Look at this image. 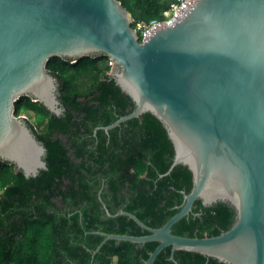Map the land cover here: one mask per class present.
<instances>
[{
	"label": "water",
	"instance_id": "95a60500",
	"mask_svg": "<svg viewBox=\"0 0 264 264\" xmlns=\"http://www.w3.org/2000/svg\"><path fill=\"white\" fill-rule=\"evenodd\" d=\"M109 59L108 77L133 109L104 132L145 113L160 122L173 147L164 175L182 165L191 189L177 212L151 228L119 210L145 235L93 232L107 241L156 243L143 264L170 248L222 264H264V0H188L177 17L143 43L118 0H0V161L25 178L46 170L43 144L15 115L23 97L54 116L64 113L51 58ZM199 201L226 204L230 228L213 237H186L172 227ZM90 261V264L92 263Z\"/></svg>",
	"mask_w": 264,
	"mask_h": 264
},
{
	"label": "trees",
	"instance_id": "16d2710c",
	"mask_svg": "<svg viewBox=\"0 0 264 264\" xmlns=\"http://www.w3.org/2000/svg\"><path fill=\"white\" fill-rule=\"evenodd\" d=\"M118 1L130 13L133 26L161 18L173 0ZM108 61L105 56L74 62L50 59L47 71L58 79L64 108L59 117L29 97L15 103L16 116L23 112L33 119L28 124L46 150V170L25 178L0 161V264H90L102 240L93 231L147 234L125 216H105L98 198L110 214L120 209L157 228L178 211L182 192L190 191L186 167L178 165L164 175L173 147L150 114L93 135L133 109L130 98L108 77ZM101 181V191L92 188ZM233 218L226 204L203 207L196 201L172 233L213 237L228 230ZM156 245L107 241L91 264H143ZM173 259L166 247L153 264H222L184 251H175Z\"/></svg>",
	"mask_w": 264,
	"mask_h": 264
},
{
	"label": "built area",
	"instance_id": "2783aa9c",
	"mask_svg": "<svg viewBox=\"0 0 264 264\" xmlns=\"http://www.w3.org/2000/svg\"><path fill=\"white\" fill-rule=\"evenodd\" d=\"M187 2L188 0H173L169 3L167 8L163 10L161 18L152 19L148 22H135L132 28L136 30L139 43H143L147 35L155 27L164 23L172 22ZM108 66L109 68L111 67L110 64H108Z\"/></svg>",
	"mask_w": 264,
	"mask_h": 264
},
{
	"label": "flooded vegetation",
	"instance_id": "af4514ba",
	"mask_svg": "<svg viewBox=\"0 0 264 264\" xmlns=\"http://www.w3.org/2000/svg\"><path fill=\"white\" fill-rule=\"evenodd\" d=\"M27 123H28V122H27ZM28 126H29V124H28ZM94 131H95V130H94ZM93 135H94V132H93ZM95 179L98 180V179H99V176L97 175ZM98 185H99V186H98ZM98 185H94V184H92V188L95 189V190H96L97 188H99L98 190L101 191L102 188H103V181H101V184H98ZM100 191H99V192H100ZM98 199H99V201H100V203H101V205H102V203H103L102 200H101L100 198H98ZM103 204H104V203H103ZM104 205H105V204H104ZM101 208H103V207L101 206ZM62 209H65V208H62ZM119 210H120V209H119ZM119 210H118V211H119ZM118 211H117V212H118ZM117 212H116V213H117ZM114 214H115V213H114ZM105 216H107L106 213H105ZM107 217H108V216H107ZM93 232H103V231H99V230H98V231H93Z\"/></svg>",
	"mask_w": 264,
	"mask_h": 264
},
{
	"label": "rangeland",
	"instance_id": "374dc122",
	"mask_svg": "<svg viewBox=\"0 0 264 264\" xmlns=\"http://www.w3.org/2000/svg\"><path fill=\"white\" fill-rule=\"evenodd\" d=\"M19 117H22V118H24L27 122H29L30 124L31 123H33V119L31 118V117H29V115H27V114H25V113H23V112H20L19 113ZM2 185H1V183H0V193H1V191H2Z\"/></svg>",
	"mask_w": 264,
	"mask_h": 264
}]
</instances>
